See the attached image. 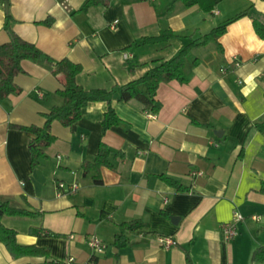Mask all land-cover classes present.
I'll use <instances>...</instances> for the list:
<instances>
[{"label":"crops","instance_id":"crops-1","mask_svg":"<svg viewBox=\"0 0 264 264\" xmlns=\"http://www.w3.org/2000/svg\"><path fill=\"white\" fill-rule=\"evenodd\" d=\"M85 2L9 0L6 9L0 0V44L12 39L9 15L13 34L53 58L80 63L83 87L110 89L146 74L154 60L173 57L191 38L249 13L228 25L222 50L210 43L194 51L199 64H188V83L161 84L157 114L116 95L112 105L122 123L103 133L108 103L92 102L72 126L52 124L55 141L35 168L33 134L12 125L43 126V114L62 103L61 83L46 67L23 61L15 77L21 93L0 100V202L33 214L1 221L16 230L18 244L46 247L51 256L13 258L0 242V264H65L70 256L83 262L91 257L90 235L107 244L97 264H264V133L255 127L264 120V38L254 28V19L264 23V0H224L210 12L180 0H111L107 8L79 12ZM48 17L51 26L39 23ZM163 30L177 37L141 42ZM102 141L112 167L85 172L82 163L95 159ZM165 177L190 190L178 192ZM60 182L81 187L60 195ZM236 212L244 220L226 239L222 225ZM135 219L152 233H127V245L117 247L119 225ZM161 236L175 244L166 248Z\"/></svg>","mask_w":264,"mask_h":264},{"label":"trees","instance_id":"trees-1","mask_svg":"<svg viewBox=\"0 0 264 264\" xmlns=\"http://www.w3.org/2000/svg\"><path fill=\"white\" fill-rule=\"evenodd\" d=\"M187 7H199L204 12H210L224 0H180ZM111 0H86L79 12H85L90 7L102 5L104 8L110 6ZM173 4H170V7ZM249 10L238 13L232 18L227 19L223 23L214 27L208 33L198 38H191L189 42L183 45L178 52L169 59H156L153 65L142 76L133 79L125 84H114L110 89L93 88L86 89L78 82V75L83 71L80 63L74 62L68 58L56 59L48 53L42 51L34 44L20 38L12 33L10 28L11 17L7 15L6 29L11 33L12 39L8 43L0 44V100L6 99L9 95L19 94L22 89L15 82V77L23 72V61L29 60L35 64L42 65L50 70V72L58 77L61 87L56 93L62 98L60 105L53 106L48 112L44 113L45 124L43 126H24L12 125V127L31 132L33 138L30 142L31 166L35 168L39 164V160L46 156V148L55 141L52 134V124L55 121L60 122L66 127H70L78 122L82 117V109L92 102L104 101L108 103V109L102 119L103 133L112 126L122 123V119L117 115L112 105L114 96H118L119 102L128 104H138L142 111L157 114L160 105L157 100V92L164 82L178 81L180 83H188L192 78V73L187 70L188 64L196 66L199 64V57H196L194 51L201 47H206L210 43H215L217 48L222 50L219 39L227 31V27L234 20L245 16ZM40 24L51 26L54 18L48 17ZM254 28L257 34L264 38V23L258 19H254ZM177 35L172 30H163L156 36L144 37L141 42L145 44L153 43H169ZM256 129L264 133V120L255 125ZM243 151V149H242ZM264 155V144L260 151ZM111 149L105 142H100L98 153L92 161L85 160L82 168L85 172L92 169L99 170L103 166L112 167L110 162ZM164 180L170 186H173L179 192H187L190 189L183 186L174 179L165 177ZM260 192L264 194V181L261 184ZM33 213L27 210L12 207L7 202H0V242L3 243L13 258L19 257H50V249L46 247H38L35 245L24 246L17 242V232L14 229L6 227L1 219L3 215L10 216H28ZM163 215L168 216L166 213ZM121 232L115 236V244L117 247H125L128 243L127 233L150 234L147 229L148 225L140 219L122 222L120 225ZM38 233L37 230H32ZM154 233V232H153ZM262 248L255 251L253 258L259 259ZM186 257L191 262L190 254L185 250Z\"/></svg>","mask_w":264,"mask_h":264},{"label":"built area","instance_id":"built-area-1","mask_svg":"<svg viewBox=\"0 0 264 264\" xmlns=\"http://www.w3.org/2000/svg\"><path fill=\"white\" fill-rule=\"evenodd\" d=\"M117 21H115L116 23ZM79 184L72 183L66 184L64 182L58 183V193L62 194H73L79 190ZM244 220V215L236 212L234 217L231 221L226 222L222 225V231L226 239H231L235 235H237V224ZM160 242L166 247L169 248L170 246L175 244V241L170 236H161L159 238ZM87 243L91 250V257L83 262L76 260L74 257L70 256L65 261V264H97L98 257L104 255L107 250V244L102 241L97 235H90L87 238Z\"/></svg>","mask_w":264,"mask_h":264},{"label":"water","instance_id":"water-1","mask_svg":"<svg viewBox=\"0 0 264 264\" xmlns=\"http://www.w3.org/2000/svg\"><path fill=\"white\" fill-rule=\"evenodd\" d=\"M4 1H5L6 9H8V7H9V0H4ZM216 134H217L218 136H222V131H221V132H220V131H217ZM177 219H178L177 217H173V218H172V221H173V222H176Z\"/></svg>","mask_w":264,"mask_h":264}]
</instances>
